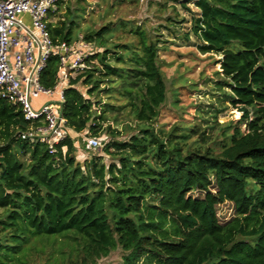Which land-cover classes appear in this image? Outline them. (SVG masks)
<instances>
[{
	"label": "trees",
	"instance_id": "obj_1",
	"mask_svg": "<svg viewBox=\"0 0 264 264\" xmlns=\"http://www.w3.org/2000/svg\"><path fill=\"white\" fill-rule=\"evenodd\" d=\"M191 2L197 50L220 56L218 91L238 119L157 127L167 94L160 28L120 18L86 29L93 47L63 91V140L22 138L41 121L0 98V264H97L117 249L119 264H264V0L161 8ZM60 9L51 39L72 44L83 9H67L63 21ZM166 20L168 30L182 23ZM57 71L50 57L39 85L53 89ZM80 133L100 140L108 159L92 149L77 159ZM224 202L234 217L220 224Z\"/></svg>",
	"mask_w": 264,
	"mask_h": 264
},
{
	"label": "rangeland",
	"instance_id": "obj_2",
	"mask_svg": "<svg viewBox=\"0 0 264 264\" xmlns=\"http://www.w3.org/2000/svg\"><path fill=\"white\" fill-rule=\"evenodd\" d=\"M162 3L163 0H85L78 5L77 0H68L61 6L59 19L60 21L66 19L67 9L71 12L83 9L80 12L81 19L77 20L79 30L74 40L76 43L82 40L83 31L86 29H98L103 23H116L120 18L134 21V24H141L150 29L159 27L161 35L159 45L160 49H164L160 51L159 64L167 94L166 102L159 109L155 125L169 129L177 123L195 124L203 129L206 121L211 123L214 116L216 129L234 122L239 117L238 113L218 91L220 81L216 72L220 70V66L215 61L220 56L203 55L197 50L198 39L192 33V18L198 16V10L193 2L187 5V9L176 4L174 10L171 7L162 9ZM168 17L176 21L182 19V23L179 26H170L168 30L164 28L168 23L166 20ZM25 19L27 23V18ZM50 22L56 23V19L51 17ZM90 45L92 48L93 45L91 43ZM57 100V94L51 96L41 94L32 100V104L34 108H38L39 104L56 103ZM123 116L125 115H121V119ZM114 127L120 129L121 125L118 123ZM82 135L86 133L75 135L79 160L86 159L90 149L85 146ZM94 152L108 159L105 154L100 153V147ZM210 189L215 192L214 185ZM193 197L202 198V194L195 193ZM146 203L157 202L152 199ZM215 211L220 224L234 217L233 204L230 202L217 205ZM122 255L123 252L117 249L108 257L100 259L97 264H119Z\"/></svg>",
	"mask_w": 264,
	"mask_h": 264
},
{
	"label": "built area",
	"instance_id": "obj_3",
	"mask_svg": "<svg viewBox=\"0 0 264 264\" xmlns=\"http://www.w3.org/2000/svg\"><path fill=\"white\" fill-rule=\"evenodd\" d=\"M67 1L0 0V98L17 106L31 124L40 120L42 125L31 127L21 137L47 145L57 144L69 132L61 117L63 91L73 72L84 69L91 50V45L82 40L67 44L54 43L51 39L50 18ZM50 57L58 58L57 80L53 89L45 90L39 85L38 77ZM41 94H57L58 102L34 108L32 100ZM82 137L87 147L99 149L98 139Z\"/></svg>",
	"mask_w": 264,
	"mask_h": 264
},
{
	"label": "crops",
	"instance_id": "obj_4",
	"mask_svg": "<svg viewBox=\"0 0 264 264\" xmlns=\"http://www.w3.org/2000/svg\"><path fill=\"white\" fill-rule=\"evenodd\" d=\"M44 103H48V102H44ZM44 103H42V104H39L38 106H40V105H43ZM75 135V134H74Z\"/></svg>",
	"mask_w": 264,
	"mask_h": 264
}]
</instances>
